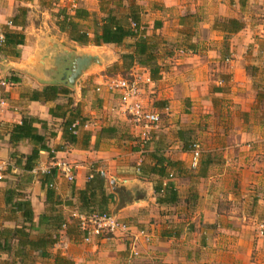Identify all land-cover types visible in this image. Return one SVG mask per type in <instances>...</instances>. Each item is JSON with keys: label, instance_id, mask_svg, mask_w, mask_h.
<instances>
[{"label": "crops", "instance_id": "crops-1", "mask_svg": "<svg viewBox=\"0 0 264 264\" xmlns=\"http://www.w3.org/2000/svg\"><path fill=\"white\" fill-rule=\"evenodd\" d=\"M62 2L0 0V47L5 32L24 36L22 45L0 51V99L6 104L0 110V161L6 165L0 183V264H127L124 238L82 241L72 214L89 215L101 203L105 213L151 234L139 249L141 257L129 264H264V237L259 236L264 225V0H116L122 24L131 23L130 10L137 8L140 35L155 44L160 68L158 80L142 85L143 101L162 114L160 129L145 144L119 113L118 97L105 87L106 75L95 77L94 93L85 92L80 79L66 84L73 55L93 56L89 51L104 46L119 52L108 64L118 66L116 78L149 76L135 62L122 69L120 60L132 54L140 35L121 46H78L59 30L55 15L84 10L90 17L78 22L92 30L94 17H102L99 1ZM219 20H237L243 28L224 32L215 27ZM47 86L66 88L68 94L34 101L32 92ZM71 111L85 122L73 146L64 133ZM28 118L36 121L26 129L42 137L49 152L16 130ZM195 147L201 154L192 167ZM34 150L37 159L27 163ZM154 158L173 164L165 177L153 173L159 168ZM60 162L75 166L73 183L55 171ZM99 172L103 190L85 209L79 193ZM113 179L145 198L116 212ZM158 184L162 189L170 184L177 201L157 204ZM21 201L33 213L31 229L16 208ZM23 226L31 240L55 243L43 255L27 245L22 253L19 237L8 233ZM5 242L10 252L1 251Z\"/></svg>", "mask_w": 264, "mask_h": 264}, {"label": "trees", "instance_id": "trees-1", "mask_svg": "<svg viewBox=\"0 0 264 264\" xmlns=\"http://www.w3.org/2000/svg\"><path fill=\"white\" fill-rule=\"evenodd\" d=\"M100 4V13L102 14L101 18L94 17L92 30L86 28L84 25L80 24L79 20H87L90 15L88 12L80 9L74 10V14L71 15L65 10H60L56 15V25L59 27V30L68 35L69 40L76 43L78 46H95L100 47L104 45H115L121 46L127 39L137 38L140 35V21L139 13L137 8H132L130 10L128 19L131 23L122 24L120 20L116 18L115 8L110 7L112 3L111 0H98ZM115 5V4H112ZM120 7V2L117 4ZM116 6V5H115ZM131 24L135 25V28L131 27ZM157 27V26H156ZM216 28L219 30L229 33H235L243 28V25L237 20H219L215 24ZM157 29V28H156ZM24 43V36L16 32H5L4 39L2 41L0 51L5 52L10 47H16ZM155 45V44H154ZM150 44L146 38H143V34L139 36L136 42L133 44L132 54L122 55L120 60L122 61V69H129L132 66V63H136L139 66H142L149 71V77L151 80H158L160 76V68L156 65L155 55H154V46ZM116 69L118 66L114 65ZM124 74V73H123ZM126 77V76H122ZM68 90L63 87L47 86L40 92H32V99L34 101H54L59 95H67ZM71 120L65 123L64 133L66 136V142L68 145H74L77 141V134H74V131H77L79 127H84L85 122L78 116L77 113L71 111ZM36 120H31L30 118L22 120L20 125L16 127L24 137H29L30 131L26 129L28 123V128L30 124ZM77 126L73 129V125ZM34 137L37 142L41 143V148L50 151L44 143V139L38 136ZM39 151L34 150L30 156H27V163L30 164L37 159ZM157 162L155 167L159 165V168L153 170L154 174H157L159 177H165L166 168L173 167L171 161L164 158H154ZM165 164V165H164ZM26 169H32V165L26 164ZM52 172V171H50ZM49 172V173H50ZM54 172V171H53ZM104 184V176L102 173L91 174V177L87 183L86 189L79 193L80 202L82 206L87 209L89 201L94 200L97 192H102ZM169 192V195L167 194ZM154 193L157 196V204L163 203H173L177 201V195L171 190V185L166 184L165 188L162 189L161 184H158L154 187ZM100 209H95L94 206L90 209L91 213H105L106 208H104V203H101ZM17 210H22L25 223L29 224L28 229H31L33 223V213L31 211L30 205L27 201H21L16 204ZM85 211V210H82ZM82 213V212H81ZM84 213V212H83ZM26 228L23 226L20 229H15L8 233L10 238L14 239L19 237V248L24 253V247L29 246L30 250H39L40 254L43 255L44 250L47 247L52 246L55 243V239L45 240L44 238L39 240H31L29 238V233L26 234ZM23 244V245H22ZM11 247L7 242L1 248L3 252H10ZM45 255V254H44Z\"/></svg>", "mask_w": 264, "mask_h": 264}, {"label": "built area", "instance_id": "built-area-1", "mask_svg": "<svg viewBox=\"0 0 264 264\" xmlns=\"http://www.w3.org/2000/svg\"><path fill=\"white\" fill-rule=\"evenodd\" d=\"M135 28L134 24H131ZM152 82L149 76L132 74L126 77L110 79L106 88L111 94H115L119 100L118 111L125 119L139 131L140 143L149 142L155 132L160 129L162 114L152 105L142 99V85ZM99 91V89H97ZM6 106L0 99V110ZM77 124L73 125V129ZM77 134V131H74ZM200 149L195 147L192 152V167H196L200 158ZM6 165L0 161V183L4 179ZM58 172L67 182L75 180V166L67 163L55 164ZM79 222V230L83 233L82 241L89 243L93 237L119 236L128 243V262L140 257V247L146 245L151 239V234L145 229H137L131 224L121 221L114 214L91 213L89 215L72 214ZM259 236L264 237V225L259 227Z\"/></svg>", "mask_w": 264, "mask_h": 264}, {"label": "water", "instance_id": "water-1", "mask_svg": "<svg viewBox=\"0 0 264 264\" xmlns=\"http://www.w3.org/2000/svg\"><path fill=\"white\" fill-rule=\"evenodd\" d=\"M100 64V59L97 56L73 55L72 70L70 76L67 78L66 84L74 86L84 72H86L90 67ZM110 184L113 192L119 197V204L116 208V212H119L126 206H129L134 202H139L145 198L144 193L139 192L136 188H128L117 179H113Z\"/></svg>", "mask_w": 264, "mask_h": 264}, {"label": "rangeland", "instance_id": "rangeland-1", "mask_svg": "<svg viewBox=\"0 0 264 264\" xmlns=\"http://www.w3.org/2000/svg\"><path fill=\"white\" fill-rule=\"evenodd\" d=\"M53 1H57V4L62 5L63 4L62 1H65V0H53ZM111 2H112L110 4L111 7L115 8L116 10V6H115L116 0H111ZM112 4H115V5H112ZM89 52H93V56H97L100 59L101 64L90 67L86 72L82 74L80 78L81 80L80 86H82L85 92L94 93L96 91V85L94 83L95 77L97 78V77L106 75L108 79L105 82L109 81L110 79H116V74L118 73L116 67H114L113 65L109 66L108 64L111 63L113 59H116V53L118 51L116 50V47H105L104 46L100 49H94L93 51H89ZM68 67H71V66L69 65ZM140 257H141V252H140ZM129 263L131 262H128L127 260V264Z\"/></svg>", "mask_w": 264, "mask_h": 264}]
</instances>
